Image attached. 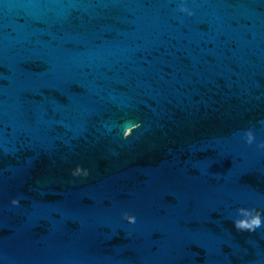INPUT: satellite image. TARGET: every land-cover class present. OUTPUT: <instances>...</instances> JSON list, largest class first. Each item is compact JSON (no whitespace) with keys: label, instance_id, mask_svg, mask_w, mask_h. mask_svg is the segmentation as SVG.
<instances>
[{"label":"water","instance_id":"1","mask_svg":"<svg viewBox=\"0 0 264 264\" xmlns=\"http://www.w3.org/2000/svg\"><path fill=\"white\" fill-rule=\"evenodd\" d=\"M261 142L264 0H0V191L264 211Z\"/></svg>","mask_w":264,"mask_h":264},{"label":"clouds","instance_id":"2","mask_svg":"<svg viewBox=\"0 0 264 264\" xmlns=\"http://www.w3.org/2000/svg\"><path fill=\"white\" fill-rule=\"evenodd\" d=\"M181 12L187 13L189 16H191L193 13L185 7L183 4H181L180 9ZM141 127L140 124H133L131 127H127L123 131V139L128 140L135 131H138ZM242 139L247 145H252L256 137L252 130L245 131L243 134ZM258 149H264V142H261L257 144ZM73 177H87L89 175V171L86 168H83L81 166H77L71 173ZM11 204L13 206H19L20 201L18 199H13L11 201ZM238 211V217L234 220L233 224L237 231L239 232H255L257 229L264 227V214H262L260 211L256 209H244L240 208ZM129 224H135L136 223V217L132 215H128L127 213L124 214L123 217Z\"/></svg>","mask_w":264,"mask_h":264}]
</instances>
